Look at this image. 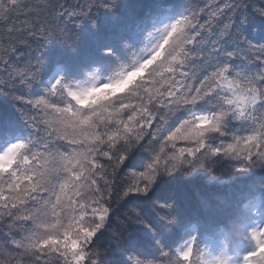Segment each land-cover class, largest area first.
<instances>
[{
    "label": "snow or ice",
    "instance_id": "snow-or-ice-1",
    "mask_svg": "<svg viewBox=\"0 0 264 264\" xmlns=\"http://www.w3.org/2000/svg\"><path fill=\"white\" fill-rule=\"evenodd\" d=\"M120 7L0 0V264H264V0H151L47 69Z\"/></svg>",
    "mask_w": 264,
    "mask_h": 264
},
{
    "label": "trees",
    "instance_id": "trees-1",
    "mask_svg": "<svg viewBox=\"0 0 264 264\" xmlns=\"http://www.w3.org/2000/svg\"><path fill=\"white\" fill-rule=\"evenodd\" d=\"M150 2L151 0H121V7L117 10L115 17L101 14L96 27L85 22L80 29L81 34L76 52H73L67 45H63L55 40L51 41L45 51L47 69L50 71L57 63H71L78 60L83 52L92 47L97 41L102 42L112 32L117 30L133 13L141 14ZM186 2L187 0H168L169 5L175 7L177 10L181 9ZM259 2L260 0H257V4ZM48 74V72L45 73V79ZM227 192V186L209 185L203 180L192 182L181 178L171 182L165 181L156 189L154 198H165L173 194L190 193L193 203H196L199 197L205 193L224 195ZM136 206L148 211L150 204L133 201L129 205V208ZM0 242H2V237H0Z\"/></svg>",
    "mask_w": 264,
    "mask_h": 264
}]
</instances>
